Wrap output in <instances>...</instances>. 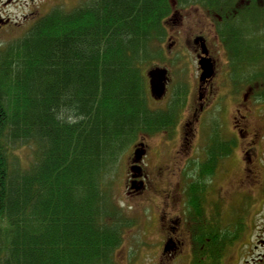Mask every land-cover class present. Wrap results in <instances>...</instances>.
<instances>
[{
	"label": "trees",
	"instance_id": "16d2710c",
	"mask_svg": "<svg viewBox=\"0 0 264 264\" xmlns=\"http://www.w3.org/2000/svg\"><path fill=\"white\" fill-rule=\"evenodd\" d=\"M170 2L56 9L0 50V264L115 262L136 219L114 205L111 176L138 134L167 127L175 109L148 106L144 75L152 45L166 36ZM263 11L250 32L264 33ZM244 47L243 68L252 61L264 81L255 61L264 46ZM20 148L31 149L28 165Z\"/></svg>",
	"mask_w": 264,
	"mask_h": 264
},
{
	"label": "rangeland",
	"instance_id": "374dc122",
	"mask_svg": "<svg viewBox=\"0 0 264 264\" xmlns=\"http://www.w3.org/2000/svg\"><path fill=\"white\" fill-rule=\"evenodd\" d=\"M92 1L95 2L96 0H0V50L4 49L7 44L19 39L33 22L40 17H45L53 10L57 9L67 12ZM196 3L195 5H187L184 8L176 7L174 9L175 14H172L174 18L172 15L168 18L175 20L178 18V13H182L184 16H191V14L197 13V8L202 11V7L199 5L201 2L197 1ZM261 6L264 7V3ZM183 9H185L184 12H182ZM181 20L184 21L183 17ZM172 36L174 38V33L170 28H167L164 39L155 41L152 46L157 54L148 63L149 65L144 73L146 75L155 66H163L165 64L172 70L174 83L170 87L169 100L167 102L155 103L147 94L148 106L154 112H167V105L172 100V95L170 94L175 90L173 86H176L177 82H184L178 80H185L187 83L192 84V86L189 85L191 93L195 89L193 84L194 79H196L195 62L191 56H185L182 55L183 53L177 52L178 44H175L171 50V52H177L176 55L175 53H168L167 46L170 40H174ZM240 52L243 59L247 52L244 49H241ZM256 60L262 67L264 63L263 56H261V59ZM251 62L248 64H251ZM234 67L236 68L237 66L235 65ZM262 70L264 71V68ZM230 82L232 83L229 86L227 83L222 85V91L218 98L210 103L205 102V109L199 114L200 120L195 123L196 136L194 134L192 141H189L191 149L187 148V142L183 140L182 135L184 136L185 133L189 132V128L185 127V124L189 123L190 112L201 103L200 100L196 102L193 95L188 97L175 110V118L172 124L151 134L139 133L136 141L126 149V152L118 160L111 176L110 193L112 194L114 205L122 208L125 215H128V217L133 216L136 220L133 222V226L125 231L124 241L115 254V262L113 264H158L159 257L162 254L161 249L164 245V250L169 251V245H167L168 242L165 239L168 236H172L174 241H176L175 239L180 236V233L184 232L186 234L187 228L185 225L184 227L181 225L173 234L168 231V225L170 229L171 220L168 222L165 216L170 218L177 215L182 223L186 221L181 215L182 213L178 211L182 206H178V202L173 200L168 201V195L172 193L175 199H180L182 185L185 188V185H191L193 181H200L198 173H200L202 161L206 159L204 157L205 149L208 147V150H210L212 148L211 145L213 143L216 145L220 137L231 142V146L234 147L233 158L231 157L225 163L226 165L231 162L230 177L226 176L225 178L228 179V182L235 180L236 167H241L239 174L242 172L243 162L238 156L243 146L245 150L254 149L256 146L254 154L257 153L261 156V161L260 156L257 158V168L262 167L263 169H260L262 174H264V99L257 101V98L255 100L253 98L255 104L251 103L248 93L242 91L245 88L244 86L230 95L229 89L230 91L236 90L232 79ZM145 86L148 87L147 80ZM146 91H148L147 88ZM243 116L246 117L244 118ZM236 124L240 127L235 126ZM236 128H239L237 133L234 131ZM248 142H251L252 145H247ZM141 143H147L146 145L149 146L148 158L144 160L146 171L148 173L152 170L157 172L156 170L159 167H167V171L164 178L162 173V179L155 181L160 193L154 192V195L150 194L149 196L148 194L132 196L128 194L130 159ZM180 144H185L186 147L183 145L180 151L176 152L179 150ZM20 149L22 161L24 165H28L27 157H31V149ZM185 166L187 167L185 168ZM190 168L192 173L189 172ZM233 172L234 174H232ZM185 173L191 176L189 180L184 179ZM186 182L188 183L186 184ZM217 182L222 185L221 181ZM228 182L227 188L229 187ZM208 183L207 186L211 184L210 181ZM151 185L149 183L148 188ZM191 192L192 189L189 188L188 200L196 196L198 200L200 199L198 193L193 194ZM224 194L222 195V191L216 192L215 190L214 193L206 194V199H204V212H206L204 217L208 219L211 214L217 217L220 222L218 232L223 234L224 240L218 242L216 246L210 247L206 251L207 253H203L201 257H206L208 254L207 261L203 264H208L209 262L211 264H264V244L261 241L264 239V187L257 189L255 193L250 191L231 193L228 189H225ZM185 205L187 206V212L191 216L190 206L187 205V202ZM158 221L161 222L158 223ZM162 227L165 230H161ZM223 242L225 243L224 245H222ZM198 251L199 248L196 246L195 254H198ZM187 262L188 260H185L182 264H187ZM173 263V261L167 262V264Z\"/></svg>",
	"mask_w": 264,
	"mask_h": 264
},
{
	"label": "flooded vegetation",
	"instance_id": "af4514ba",
	"mask_svg": "<svg viewBox=\"0 0 264 264\" xmlns=\"http://www.w3.org/2000/svg\"><path fill=\"white\" fill-rule=\"evenodd\" d=\"M199 1L201 2L199 5L202 7V11L197 8V13L191 14V16H184L182 15V13H178V18H176L175 20L171 18H167L165 20V30L167 28H170V30L174 33V38L172 36L174 40H170V43L167 46L168 53H175L176 55V53L179 51L183 53L182 55L189 57L191 56L195 62L194 70L196 73V79H194L193 83L195 85L194 91L191 93L190 86H192V84H190L189 82L187 83L185 80H178L184 82H177V85L173 86L175 87V90H173L170 94L172 95V100L174 99V101L172 102H185V100L188 99V97H190L191 95H193V98L196 102L199 100L201 101V103L195 106L192 112H190L189 123L185 124V127L189 128V132L185 133L184 136L182 135L183 140L187 142L188 149H191V144L189 143V141H192V139L194 138V134L196 136L195 123L199 122L200 120L199 114L200 112L204 111L205 102L210 103L212 100L218 98L222 91V85L227 83L229 86L232 83L230 82L231 79L235 74H237L234 66L236 64V57H240L241 55V49L244 48V45L264 43V33H260L261 30L259 29L256 31L252 30L253 32H250L251 29L249 28L250 25H254L253 23L258 20L255 18L259 15V11L264 10L261 6L262 3H264V0H231L224 6L217 5L216 7L211 6L207 3L205 4L203 0ZM193 4L195 5L196 3L193 2ZM185 6V4L182 5V8H184ZM184 11L185 9H183L182 12ZM182 17L185 22L181 20ZM179 21L181 22V25ZM175 44H178V47L176 49L177 52H171L172 47ZM200 59L209 60L212 65L211 76L203 81H201L203 73L199 64ZM158 66L166 68L169 74V82L167 83V92L165 97L162 100L154 101L155 103H163L169 100L168 94L170 92V87L174 83V81L172 70L168 67L167 64ZM247 75L248 74L246 73V76ZM237 90V86L236 90L234 91H230L229 89V94L232 95V93H235ZM254 90L255 88L250 85H246L244 88V92L246 91L248 93V96H251L253 93H255ZM243 117L245 118L246 116ZM235 126L240 127L237 124ZM234 131H236L237 133V131H239V128H236ZM183 145L185 144H180L178 147L179 150L176 152H179L181 146ZM213 145L214 144H212L211 147ZM247 145H252V143L248 142ZM148 147L149 146L146 145V152L142 157L140 168L138 165V170L135 173L130 172V168L134 165L132 161L133 157H131L130 159L128 194L132 196H139L142 194H148L149 196L150 194L154 195V192L160 193L157 189V183L155 181L162 179V173L164 174L163 178L165 177L167 167H162L163 169L159 167L156 170L157 172L152 170L148 173L146 171L144 160L145 158H148ZM226 147V142L224 140H220L218 142V145L214 146V151L212 152L211 157H209V151L211 149L208 150V147L206 152L204 153V155L206 156L204 163H206V165L210 169L213 179L219 177L217 178V180L215 179V181H213V187L209 189V192H213L214 190H216V192L222 191L223 195L225 189H228L231 193H235L246 191L249 192V190H252L251 192H255L256 190L254 189L263 188L264 185H262V183L264 180V174H262L261 172V169L263 168H257V158H259V156L256 153L254 154L255 149L253 148L250 150L246 149L247 151L244 150L242 151V153H239L238 157L243 162V168L242 172L239 174V170L241 167H236L237 172L235 173V180L228 182V179H225L226 176L230 177L231 174V162H228L225 165L226 161L228 160H225V157H223ZM186 167L187 166H185V168ZM234 172L232 174H234ZM217 181H221L222 185H220ZM227 182L229 186L228 188L226 187ZM132 183L134 188H139V186L141 188L139 190H133L131 188ZM149 183H151L152 185L148 188ZM181 191L182 193L180 195V199H175L174 194L170 193L168 195V201L173 200L174 202H178V206H182V200L184 197L182 186ZM224 196L226 195L224 194ZM178 211L179 213H182L183 208L179 209ZM194 212L196 214L201 213V209L196 208L194 209ZM181 215L184 219H186V221H183V223L187 224H183L180 217L177 215L176 217L172 216L175 218L170 217L172 219L165 216L168 222L169 220H171V226L169 229L168 225V231L169 233L172 232L173 234L177 228L179 229L181 225L182 227H184L185 225L187 228V236L186 234H184V232L180 233V236L175 239L176 241H174V238L172 236H168L165 240H167L168 242L167 245H169V251L164 250V247L162 248V254L159 257L158 264H167V262L169 263L171 261L174 262L173 264H182V262L186 259L188 260L187 264L195 263L194 260L197 256L195 254V247L198 246V244L192 241L193 234L192 230L189 227L191 221L186 218L185 213H182ZM160 222L161 221H158V223ZM211 222L213 224V229L215 230L217 228L218 222L217 217L213 216V214L211 216ZM161 230H165L164 227H162ZM209 241V238L205 240V242ZM261 241L264 244V239ZM198 242L201 243L203 241Z\"/></svg>",
	"mask_w": 264,
	"mask_h": 264
},
{
	"label": "water",
	"instance_id": "95a60500",
	"mask_svg": "<svg viewBox=\"0 0 264 264\" xmlns=\"http://www.w3.org/2000/svg\"><path fill=\"white\" fill-rule=\"evenodd\" d=\"M200 64L203 70L202 80L208 78L212 74V65L209 60H201ZM167 71L161 68H155L148 72L150 78V86H151V95L155 99H162L166 92V81L168 80ZM144 155V151L141 149H137L135 152L136 161L138 162L142 156Z\"/></svg>",
	"mask_w": 264,
	"mask_h": 264
}]
</instances>
